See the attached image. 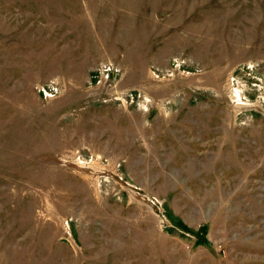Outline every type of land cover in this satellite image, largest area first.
<instances>
[{
  "label": "rangeland",
  "instance_id": "obj_1",
  "mask_svg": "<svg viewBox=\"0 0 264 264\" xmlns=\"http://www.w3.org/2000/svg\"><path fill=\"white\" fill-rule=\"evenodd\" d=\"M0 264H264V0H0Z\"/></svg>",
  "mask_w": 264,
  "mask_h": 264
}]
</instances>
